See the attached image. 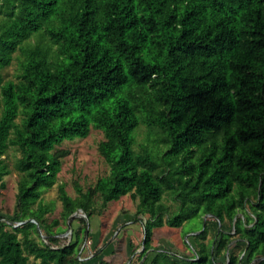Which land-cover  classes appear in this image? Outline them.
<instances>
[{"label": "trees", "instance_id": "16d2710c", "mask_svg": "<svg viewBox=\"0 0 264 264\" xmlns=\"http://www.w3.org/2000/svg\"><path fill=\"white\" fill-rule=\"evenodd\" d=\"M60 1L0 0V63L20 53L0 94V189L10 155L19 179L0 217V264H85L88 224L124 197L142 225L140 264H241L223 259L224 226L248 264H264V0ZM42 27L51 44L20 51ZM90 130L107 172L87 189L74 182L73 198L57 187L60 223H82L59 246L65 230L47 222L42 194L57 184L63 143ZM209 216L221 229L205 243ZM197 218L191 257L151 246L154 230ZM104 251L92 264H111Z\"/></svg>", "mask_w": 264, "mask_h": 264}, {"label": "rangeland", "instance_id": "374dc122", "mask_svg": "<svg viewBox=\"0 0 264 264\" xmlns=\"http://www.w3.org/2000/svg\"><path fill=\"white\" fill-rule=\"evenodd\" d=\"M67 1L70 0H61V7L65 6ZM52 20L54 19L51 17L44 27ZM44 27L33 32L29 40L19 50L25 51L31 49L37 43L51 44V39L45 33ZM19 55L20 53L16 52L10 57L9 61L0 63V94L4 90L8 91L9 87L16 83V76H18L17 63L20 60ZM144 137L145 130L139 128L135 136L136 143L141 145L145 144ZM101 140L102 137L99 132L90 130L87 137L64 142L61 146L60 150L66 151L68 156L62 161L60 172L57 175V184L42 194L43 203L52 207V212L46 214L48 223L59 221L60 204L56 198L58 186H64L67 196L73 198L76 194L73 187L74 182H78L80 186L87 189L106 174L107 168L97 152V146ZM13 159L14 157L12 155L6 159L10 174L3 178L5 187L4 189H0V217L2 218L9 217L15 207V194H17V183L19 179L16 172L12 169ZM245 209L247 213L251 212L250 209ZM134 214V205L128 197L119 198L117 201L109 203L102 216L88 224L91 240L83 241L80 259L85 264L94 263V253L104 246L105 251L101 257L111 264H140L139 254L142 250L140 246L142 241V225L140 222L131 223ZM238 216L241 218L242 214ZM80 218L86 222V217L81 212L72 216V219ZM202 221L207 223L208 235L205 243H208L213 237L217 236L221 228L218 222L210 216L204 217ZM202 221L197 218L192 221H186L180 229L173 230L164 227L160 230H154L151 238V246L156 251H167L173 255L191 257L193 254L191 251L193 246L189 239L191 235L187 233L190 231L197 234L203 229ZM73 223L76 225L69 226V222L66 227L59 221V227L61 230H65V233L57 238L59 240V246H63L69 241L71 228L75 230L82 224L80 222ZM224 227L223 231L228 234L230 241L228 251L224 253L223 259L227 263L229 255L232 254L240 260L241 264H248L245 260L244 253L241 251L243 246H238L237 244L239 243L233 231L230 230L227 232V227ZM54 231L53 229L52 232ZM38 234L41 240L45 242L42 233L39 231ZM134 252L135 254L132 255ZM256 262L254 261L250 264H255Z\"/></svg>", "mask_w": 264, "mask_h": 264}]
</instances>
